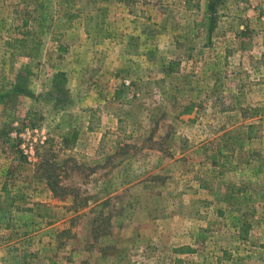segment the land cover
Segmentation results:
<instances>
[{"label":"rangeland","instance_id":"1","mask_svg":"<svg viewBox=\"0 0 264 264\" xmlns=\"http://www.w3.org/2000/svg\"><path fill=\"white\" fill-rule=\"evenodd\" d=\"M252 161L264 167V0H0V180L48 189L43 166L63 190L25 243L47 223L66 264H264V172L240 182L256 204L212 206L209 191L213 170Z\"/></svg>","mask_w":264,"mask_h":264},{"label":"crops","instance_id":"2","mask_svg":"<svg viewBox=\"0 0 264 264\" xmlns=\"http://www.w3.org/2000/svg\"><path fill=\"white\" fill-rule=\"evenodd\" d=\"M232 167L233 168L226 167L228 169L217 173L215 170L212 171L213 179L211 181L213 182L211 187H209V191L211 192L210 194H215L216 196L211 203L212 206L221 201L217 196L221 197L224 195H226L227 200L231 202L227 205L231 209L233 208L231 207L233 204L244 202L256 204L257 201L255 197L250 196L252 190L248 189L250 192L248 196H243L245 195L244 190L242 191L239 187L248 188V186L246 184L242 186L240 182L243 181V183H248L249 185L253 184L258 179V174L264 172V167H262L261 163L256 161L246 164H234ZM4 168L2 167V169ZM209 168L211 170L216 169L215 166L211 164H209ZM222 179H226L228 183L227 186H221L219 188L218 184ZM0 182H2L0 184V264H66L65 262H58L55 260L49 251L53 248V240H49L48 237L57 234L53 229V225L46 223V227L42 230L38 228L37 231L32 230L34 232L33 234H36V236L32 238L33 240H31V243L29 242L30 239L25 243L26 234H23V228L25 227L24 222L26 219L46 217H42L35 208H39V205L51 208L50 206L54 204L52 193L45 186H38L37 183H33L32 180H28L25 183L22 182L16 186L15 184H5V182L1 180ZM213 184H215L216 187L213 188ZM24 207H29L30 210H24ZM244 209L245 206L242 207V211ZM236 212H240V210ZM235 215H237L236 219L238 222H241L243 214L239 216L238 214L232 213V219ZM252 216L257 218L255 213H253ZM164 218L165 219L162 220L163 226L170 224L171 220L175 219L178 222L179 219H183L179 217H176V219L171 216ZM254 227L253 225L251 228ZM240 228L241 223L238 226L233 225V230L236 235L241 234ZM181 234L183 233H180L179 229H177L175 235L179 236ZM167 235H169V233ZM167 235L165 236L168 237ZM44 238H47L48 242L45 241ZM170 238L172 237H169V239ZM238 240L240 239L238 238ZM242 244H244V242ZM29 246H34L35 250ZM31 250H33V252H31ZM45 252L48 253L44 254Z\"/></svg>","mask_w":264,"mask_h":264},{"label":"trees","instance_id":"3","mask_svg":"<svg viewBox=\"0 0 264 264\" xmlns=\"http://www.w3.org/2000/svg\"><path fill=\"white\" fill-rule=\"evenodd\" d=\"M210 10H211V6H210ZM248 133H249L248 139H251V137H255V136H252L250 132H248ZM74 141H75V136L70 141V145L68 148L69 152L73 150ZM40 169L44 173L43 178L47 181V187L50 190V192L52 193L53 197L58 198L60 201H63V198H62L63 190H61L60 188L57 187V183L50 180V178L52 177L50 174L51 170L43 168V166H40ZM71 202H72V207L69 208V211L71 213L72 212L76 213L78 211L79 205L78 206L75 205V200H72ZM85 206H86V202L83 204L82 207H85ZM97 207L98 206H96V208ZM127 219H129V212L128 211H126L125 214L120 219L116 220L115 225L117 227H121L123 221H125ZM242 237H243V235L240 234V238H242ZM176 251L179 254H184V253H188L190 250L187 247H182ZM97 264H131V262H130L129 255L127 253H122V254L116 255L114 258L108 257V256H103L101 258H98Z\"/></svg>","mask_w":264,"mask_h":264}]
</instances>
